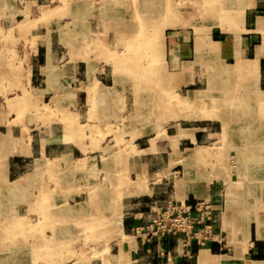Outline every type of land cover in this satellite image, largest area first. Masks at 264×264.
Instances as JSON below:
<instances>
[{"label":"crops","instance_id":"0c3cea01","mask_svg":"<svg viewBox=\"0 0 264 264\" xmlns=\"http://www.w3.org/2000/svg\"><path fill=\"white\" fill-rule=\"evenodd\" d=\"M37 1L0 0V202L10 193L20 202L24 191L35 210L2 217L0 264H63L83 249V232L89 242L101 230L102 247H87L110 251L111 264H264L221 254L218 241L223 235L235 244L264 242V0H191L187 15L159 0H133L134 9L128 0H103L99 8L91 0H63L81 26L97 11L123 29L119 41L128 51L103 45L97 56L67 26L57 35L67 51L54 50L45 17L53 8ZM154 2L155 11H166L153 14ZM132 13L133 32L125 21ZM107 20L90 21L97 30L89 33L100 34ZM151 27L172 30V72L153 84L154 99L147 65L135 72L137 60L148 58ZM99 55L138 76L136 83L127 85L115 67L101 76L94 67ZM185 84L191 118H149L152 104L169 105L170 88ZM52 107L61 113L59 126L50 120ZM217 134L218 147L208 142ZM133 175L139 194L126 192ZM36 187L43 189L39 197L31 194ZM169 199L214 203L215 239L189 253L179 238L143 244L133 227L146 220L151 203Z\"/></svg>","mask_w":264,"mask_h":264},{"label":"rangeland","instance_id":"374dc122","mask_svg":"<svg viewBox=\"0 0 264 264\" xmlns=\"http://www.w3.org/2000/svg\"><path fill=\"white\" fill-rule=\"evenodd\" d=\"M116 1L118 3L120 0H116ZM131 1L133 0H128L126 7L128 8L132 6L134 9V4H132ZM159 1L164 6L166 5V3L173 5L175 8H177V10L179 9V12L183 15L184 14L187 15V13L189 12L191 13V0H159ZM91 2L93 5L99 8L101 7L100 4L101 2H103V0H91ZM37 3L41 5V7L43 8H46V7L53 8V10L47 11L45 17L48 22L51 21V23L53 24L52 33H53V39H54L53 41H55L54 50H56L57 52H66L68 48V47L66 48L65 44H59L57 42V35L61 31L60 26H64L63 29H65V27L67 26V28L73 32L76 30L78 38L83 39L88 45L89 47L88 50L90 51L88 53H90L91 56H94V55L97 56L98 52L103 49V45H105L107 49L108 48L111 49L112 53H114L115 50L116 52H121V53H124V52L126 53L128 51L127 50L128 47L126 48L123 45V43L119 41L120 33H118V31H122L123 29L117 28L118 24H115V23L110 24V21L107 20L108 18H107L106 13L104 14L105 17H100L97 15L98 14L97 11H94V12L89 11L88 14H86V16L84 15L82 18V21H83L82 23H84L85 25L81 26L78 24L79 19L73 20L72 16L69 13H67L65 9H63L62 7L64 3L63 0H38ZM152 8H153L152 13L155 15L166 11V10L162 11L161 9H158L157 11H155V8H156L155 2L152 5ZM165 9H166V6H165ZM188 9L190 10L189 12H187ZM133 13H132L131 18L127 16L125 17L126 19L125 21L127 23L132 24V28H130L132 32L135 30V27H134L135 17ZM36 15H38V12H36ZM44 19H45L44 17L39 16L38 18L39 23H43L45 21ZM102 20H105V21L107 20V24L103 28L101 26L98 28V30L101 33L98 35L93 34V33L90 34L89 32H96L97 28L88 27V23H90V21H94V22L97 21L101 23ZM171 31L172 30L169 27H158L157 29L154 27H151L150 28L151 40L148 42V58L146 60H144L143 58L142 60H137V63L135 62V60L133 61V63L135 62L137 64V67H135L136 69L135 72H137V74H139V64L142 63L143 66L147 65V72L149 75L150 85L155 84L156 80L158 79V77L161 76L162 73L171 74L172 72L173 64L169 56L168 44L166 43V40L168 39V35H170ZM93 42H95L96 45H94ZM73 50H74V47H73ZM94 67L97 71H100L99 74L104 77H106L108 72L110 73L113 67H115L116 72H118V74L121 75L120 79L122 81L126 77L125 79H126L127 85L135 84L138 79V76L136 75L131 76L129 72L123 71L121 68H120L121 69L120 71L119 64L114 59L103 57L101 55H99L98 60L97 59L94 60ZM176 88L177 87H175L174 89L175 91L172 90V88H170L169 92L167 93V97L169 99V103H168L169 105L162 107V109L161 108L156 109L154 108V104L151 103L153 107L149 108V111H148L149 118L151 119L162 118L165 121H169L170 124L172 123V121H175L178 118L181 120L191 118V101L183 97L186 93L185 91L191 88V84H185V85L179 86V91H176ZM155 95L156 93H155L154 85H153V87H150L148 91V97L149 99H154ZM173 101L175 103L174 108H172ZM61 117L62 116L59 111V108L57 109L55 107H52V116L50 120L54 124H56V126L60 125L59 120L61 119ZM40 134L41 133H39L37 130L36 137H38ZM103 142L105 143L107 141H103ZM208 142L210 143V145L218 147L219 144L221 143V140L219 138V135L217 134L216 136H213L211 139H209ZM229 158H230V163L234 165L235 163L234 155L233 154L230 155ZM167 176L170 179L172 178L170 174H167ZM133 180L134 181L131 184V186L130 185L127 186L129 187V189H127L126 192L129 193L131 191L133 193L139 194V192L141 191L142 185H140L141 183L139 179H137L134 175H133ZM121 187L123 188L124 185ZM42 190L43 189L36 187L35 189H32L31 194L33 193L39 197L41 196L40 193ZM262 190H264V188H262ZM0 191H1V188H0ZM5 193H6V190H5ZM18 194H21V197H20L21 199H19L20 202L14 201L15 199L13 198L12 193L9 194V197L7 199H4L3 202H0V217H1L0 223L1 222L4 223L5 221V220L2 221V217L9 218L13 213H16V212L23 213L27 211L29 212L35 211L32 209L33 207H31V205L29 204L27 197H25L27 193L24 191H21V192L18 191ZM221 197L223 198L222 195ZM259 206H260L261 212H264V203L261 202ZM78 239H79L78 243L83 245V249L76 251V252H72L71 253L72 256L69 259H67V261L64 262L63 264H111L112 263L111 257L113 256L111 255L112 253L110 251L108 250L92 251L89 249V247H87L88 245L91 246L92 244H96V243H99V245H101L100 247H102L103 243L106 241L105 240L106 236L102 232V230L100 233H98L97 236L94 237V241L88 242L87 236L84 234V232L82 235L78 237ZM218 241L221 246V251H220L221 254L230 255V256H234L238 254V256H241L242 258L248 261L253 260V259L264 258V242H260L257 244V242L254 239L248 238L245 240H239V242L235 244L234 239L225 237L223 235H221L220 238H218ZM237 249L238 251H236ZM4 254H5V251L0 250V257L3 256ZM41 257L43 259H46L45 256H41ZM41 257H37V258L40 259ZM9 263L11 264L13 262L9 261Z\"/></svg>","mask_w":264,"mask_h":264},{"label":"built area","instance_id":"2783aa9c","mask_svg":"<svg viewBox=\"0 0 264 264\" xmlns=\"http://www.w3.org/2000/svg\"><path fill=\"white\" fill-rule=\"evenodd\" d=\"M216 217V207L207 199L153 202L148 206L146 220L133 227V234L143 244L179 238L189 253L192 245L201 246L215 239Z\"/></svg>","mask_w":264,"mask_h":264}]
</instances>
